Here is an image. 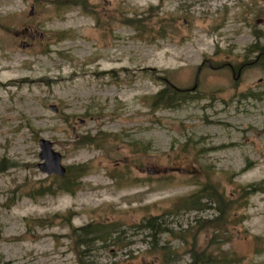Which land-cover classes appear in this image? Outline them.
Returning <instances> with one entry per match:
<instances>
[{"label":"rangeland","instance_id":"obj_1","mask_svg":"<svg viewBox=\"0 0 264 264\" xmlns=\"http://www.w3.org/2000/svg\"><path fill=\"white\" fill-rule=\"evenodd\" d=\"M87 2L0 0V264H264V0ZM41 138L86 167L71 191ZM209 183L226 214L193 208Z\"/></svg>","mask_w":264,"mask_h":264},{"label":"trees","instance_id":"obj_2","mask_svg":"<svg viewBox=\"0 0 264 264\" xmlns=\"http://www.w3.org/2000/svg\"><path fill=\"white\" fill-rule=\"evenodd\" d=\"M50 3L54 4L55 6L62 7L64 5H67L68 3H74L78 5H82L85 11L88 9V2L87 0H48ZM126 23L132 24L135 23L134 20L130 19ZM249 50H254V51H261L259 48L258 43H255L249 47ZM194 97V96H193ZM192 95L189 93L188 90H182V89H174L171 85H165L163 89H161L159 92H157L155 95L151 97L152 100V106L154 107H164V108H177L180 106L181 103L188 101L189 99L193 98ZM81 142L83 143H90L94 140L92 137H77ZM81 138V139H80ZM85 166L84 165H78L75 167H68L67 168V174L62 177L63 181L60 185V189L64 192H69L71 191L74 186L76 185V182L78 185L80 184V181H78L79 178H82L84 173H85ZM3 171V168L0 166V172ZM87 172V171H86ZM211 186L208 187H203L200 189L201 191L195 195H193V208L195 209H204L206 206L202 204L201 200L203 199H214L215 202L219 203L220 205L222 204L220 213L226 214L228 206L225 203L226 197L221 193V190H218L216 186L212 185L209 183ZM52 186L48 187H40L36 190H38V194H45V193H54ZM210 188L215 193H208L207 189ZM35 190V191H36ZM204 195V197H203ZM206 195V196H205ZM183 205H186L185 201H182ZM222 214L220 215V218H222ZM221 220V219H220ZM146 228L151 227L154 228V226H160L158 223H155L153 219H150L145 223L144 225ZM92 225H88L83 228V234L84 236L81 238V243L86 244L89 246L94 239L97 238V240L101 239L103 241H106V239L110 236L113 235L114 231L109 229V225L106 226V228H91ZM162 229H160L161 231ZM166 231V229H164ZM153 231V230H151ZM97 232H100L101 234L96 235ZM185 233V230L182 231ZM106 235V236H105ZM95 236V237H94ZM151 236V235H149ZM181 236V235H180ZM187 236V233H186ZM184 237V241L188 244L190 241L187 237ZM183 237V236H182ZM191 252H192V258H193V263L192 264H222V261L224 259H220L218 257L212 256L210 254H206L205 251H199L195 245L191 244Z\"/></svg>","mask_w":264,"mask_h":264},{"label":"water","instance_id":"obj_3","mask_svg":"<svg viewBox=\"0 0 264 264\" xmlns=\"http://www.w3.org/2000/svg\"><path fill=\"white\" fill-rule=\"evenodd\" d=\"M53 109L57 110L55 106H53ZM39 145L41 148L40 158L42 160L38 165L40 170L48 175L55 174L63 177L67 173V168L62 163V154L54 150L53 143L47 139L41 138Z\"/></svg>","mask_w":264,"mask_h":264}]
</instances>
